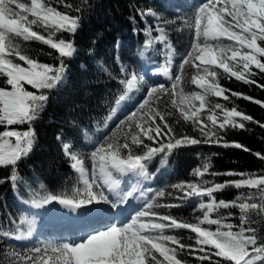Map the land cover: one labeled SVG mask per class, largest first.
<instances>
[{
  "label": "snow or ice",
  "instance_id": "6c2138e0",
  "mask_svg": "<svg viewBox=\"0 0 264 264\" xmlns=\"http://www.w3.org/2000/svg\"><path fill=\"white\" fill-rule=\"evenodd\" d=\"M53 2L68 9L73 7L66 3V0H30V4L23 0H0V77H5L4 83L9 86H0V126L5 127V130L0 132V166H15L22 157L28 155L35 139L32 122L39 118L40 111L49 100L48 94L43 90H51L67 78L68 66L63 58H72L77 52L74 37L79 28L80 17L58 11L52 6ZM75 11L79 13L81 9L76 8ZM138 14L142 18L149 15L157 17L155 30L161 34L159 40L165 41V29L157 14L151 10L139 11ZM29 16L32 19H29ZM164 23H169V21ZM34 25L42 26L47 32V36L33 31ZM184 25L194 29V34L191 47L180 63L179 70L182 72L185 65L196 68L197 74L193 77V83L203 89L205 94L211 93L224 100L229 99V96L225 95L228 90L223 89L217 83L216 78L219 73L209 66L221 68L229 77H235V79L249 84L255 83L250 77L257 75L251 70L252 66H255L260 73H264V61L259 59V57H264V46L258 43V41H264V0H203V3L195 7L191 18L184 20ZM152 30V25H148L146 32L150 35ZM62 31L69 33L73 39L56 40V34ZM15 38H22L25 41L35 39L49 45L58 51L61 57L59 64L39 63L24 53L19 44L14 42ZM221 38H226L234 43L224 46H221V43H210L211 41H220ZM147 43L149 42H146V46ZM117 47H119V41ZM229 52L230 55H228ZM140 55L143 56V52ZM13 56L23 61L26 67L14 62L11 58ZM163 71L165 76L169 75L167 67ZM121 72L125 79L120 82L125 85L127 91L120 95L116 101L117 105L126 99L128 92L133 91L135 86L142 82V77H138L135 72L130 73L123 65ZM207 77L212 78L211 82L207 81ZM169 79L172 78L169 76ZM180 80L181 76L177 75L171 88L163 84L149 86L142 102L117 125L120 130L128 129L123 132V143L114 142L112 136H108L90 150L91 179L83 159L75 154L72 145L57 136V140L61 141L65 156L72 161V168L80 172L84 188H77L71 197H58L49 194L43 196L38 202L34 201L37 207L53 200H58L61 204L73 208L93 202L111 203L113 207H116L126 203L129 198L139 199L142 197L144 205L131 219V222L97 231L90 235L85 240L86 242L32 245L24 252L14 253L17 264H49V261L51 264H165V262L167 264H186L185 261L177 259V249L187 250L190 254L203 253L196 257L201 261V264L205 260L210 264H221V260L227 261L228 264H259L264 261V244L258 243L254 229L243 226L246 223L245 211L258 207L260 210H264V204L258 206L256 203L216 201L213 196L214 192L228 186L240 188L246 185L264 192V175L248 174L245 176L244 173L228 172L224 175H240L242 179L226 181L224 184H211L210 181L205 180L200 184L180 182L173 185L175 189L183 193L176 197L178 200H187L193 196L200 198L198 207L194 211H201L203 215L196 218L198 223L195 224L179 221L171 215H162L153 210L154 206L157 208L181 206L179 204L154 205L155 197L164 196V191H156L150 198L148 193L153 191L151 188L140 190L132 186L126 193L116 190L119 180L114 177V171L119 173L135 172L137 175L147 177V168L142 161L149 160L166 149L171 152L173 148L181 145L202 143L219 145L223 140L219 132L227 131L228 127L244 128L245 125L242 121L252 119L235 107L229 110L220 103L209 107L205 116L201 113V110L206 107L205 95L200 93L190 94L192 99L200 101L198 106L193 104L188 109L179 108L177 101L171 97L176 94L175 90ZM25 85L37 91H29ZM258 86L264 87V85ZM163 95L169 96L172 105L179 108L186 121L190 120L199 129L203 139L189 136L175 138L174 129L166 119L170 113L161 112L154 107V104ZM180 95H184L182 91ZM231 95L240 97V94L235 92H232ZM243 99L252 98L244 96ZM255 102L260 103L259 101ZM236 117H240L241 120L238 121ZM157 119L160 123L156 122ZM25 123L29 124V129L23 132L8 127L13 124ZM260 127L264 128V124H260ZM12 138H15L14 142ZM144 138L158 146L152 147L145 144ZM133 145L137 147L143 145L147 151L143 155L135 154ZM223 146L228 147L229 145L224 142ZM231 146L245 152L249 151L246 146L239 143H234ZM256 155L260 159H264V154L257 153ZM208 168L209 165L206 164L203 169H196L194 174L202 176L208 172ZM97 170L104 178L103 182L96 175ZM211 175L219 174L213 172ZM15 179V167H13V175L0 179V183L8 180L15 181ZM209 184L211 186L205 187ZM114 185L116 188L113 187ZM15 187L16 185L13 183V188ZM105 187L117 199L110 200L109 195L105 192ZM137 192H139V197L136 196ZM205 195L209 198L207 202L203 200ZM229 207H238L241 210L239 231H233L234 225L225 223L224 217L211 218V214L219 208ZM145 217L148 219H142ZM20 223L23 224L24 220H21ZM205 223L216 225V230L202 228L201 225ZM172 228L190 229L192 233L196 234L195 244L199 247L194 248L192 245L182 244L176 236L166 234L165 230ZM0 237L15 240L27 238L26 234L19 229L16 232L0 230ZM169 243L177 247H169ZM8 247L15 248L14 245ZM156 253H159V257H162L163 260L157 257ZM213 257H219L221 260H213Z\"/></svg>",
  "mask_w": 264,
  "mask_h": 264
},
{
  "label": "trees",
  "instance_id": "16d2710c",
  "mask_svg": "<svg viewBox=\"0 0 264 264\" xmlns=\"http://www.w3.org/2000/svg\"><path fill=\"white\" fill-rule=\"evenodd\" d=\"M71 4V9L65 8L61 4L52 3V6L60 12H67L71 16H79V28L74 37L77 52L72 58H63L65 64L69 66L67 78L57 87L45 91L49 100L46 106L40 111L39 118L32 122L35 130L34 145L28 155L22 157L15 166H0V179L13 175L15 167V181L8 180L0 183V230L16 232L20 230L21 220L28 218L25 207L20 204V199L34 203L45 195H56L58 197L68 196L73 192L74 187L79 186L77 176L70 170L67 160L64 158L57 136L60 135L66 142L74 145V150L81 155H89L92 146L84 145L83 140H95L96 146L106 137L112 136L114 142L123 143V132L127 128L120 130L117 128L119 122L111 126L106 134H102L104 119L110 111L115 99L123 90L120 82L121 74L115 63L116 43L121 40L120 57L126 66L132 67L136 64L133 59L134 47L142 43L145 39L153 40L151 33L146 32L148 23L138 12L151 10L164 14V23L176 48L181 53L182 58L187 50L188 42L192 40L191 30L182 27L177 22L175 15L171 11H164V7L157 0H66ZM76 8H80L78 13ZM33 31L47 36L42 26L34 25ZM56 40H72L73 37L67 32L56 34ZM20 48L26 55L37 60L39 63L58 65L61 57L57 50L49 45L43 44L35 39L25 41L16 38ZM95 41V43H93ZM228 42L224 43L227 44ZM264 46V41H258ZM156 44L153 43V50L158 52ZM14 62L24 65L17 57H11ZM264 61V57H259ZM85 63V68H80V64ZM182 74L185 78L184 85L192 90L190 85L191 77L194 73L192 66L185 65ZM257 75L250 77L255 83H244L235 77H229L223 70H218L217 82L220 87L226 89L229 96L228 104L235 107L241 113L250 116L252 119L244 123V128L227 129L219 133L223 140L221 144H198L181 145L173 148L171 152L166 149L160 152V157L168 158L173 166L179 167L180 171L176 178L168 181L161 180L158 184L159 191H164V196H158L155 204H179L180 207H173L167 212L168 207H154V211L162 215H171L179 221L187 223H198L199 212L196 209L199 197L193 196L187 200H178V195H183L173 185L180 182H190L200 184L201 181H210L211 184H224L226 181H239L240 175H224V173H244L264 175V159H260L256 154H264V73H260L255 66L251 69ZM5 77H0V86H7ZM29 91L36 92L30 86L25 85ZM240 94V97L232 96L231 93ZM244 96L252 99H243ZM168 96L163 95L157 101L158 105L165 108L161 112L170 113L166 116L167 122L173 127L175 138L189 136L203 139L200 132L190 120L186 121L177 111V107L168 105L162 101ZM259 101L260 103H256ZM210 107V106H209ZM207 107L206 109L208 110ZM125 118V117H124ZM122 118V119H124ZM121 119V120H122ZM160 123L159 119L156 121ZM10 129L27 131L29 124H13ZM5 127L0 126V132ZM166 131V130H165ZM115 133V135H112ZM13 142L15 138H12ZM147 141L144 138V141ZM227 142L228 147L223 143ZM234 143L246 146L249 151L235 148ZM142 145L132 146L135 154L142 153ZM126 153V150H124ZM211 156V163L208 172L197 179L194 172L196 169H203L201 163L195 164L194 155L196 153ZM90 165V163H88ZM219 175H211V173ZM13 183L16 187L13 188ZM205 185V187L211 186ZM216 201H235L236 203H256L258 206L264 204V192L258 191L254 187L235 186L225 187L213 193ZM203 198L208 201L205 195ZM228 214L232 216L235 230L239 231L241 224V210L238 207L219 208L211 214L212 217ZM245 228L255 230L258 243L264 244V210L247 209ZM13 220L15 221L13 223ZM202 227V226H201ZM202 228H205L203 226ZM208 228H211L210 226ZM171 235L176 236L182 244H195L196 234L190 229H171ZM251 234V233H246ZM11 245L5 237H0V264H17L15 252H24L27 248H9ZM175 247H177L175 245ZM51 254V253H50ZM203 253H189L187 250L177 249V259L185 261L186 264H201L197 256ZM213 260H221L213 257ZM51 264V261H49ZM203 264H210L203 261ZM221 264H228L221 260ZM264 264V261L259 262Z\"/></svg>",
  "mask_w": 264,
  "mask_h": 264
},
{
  "label": "rangeland",
  "instance_id": "374dc122",
  "mask_svg": "<svg viewBox=\"0 0 264 264\" xmlns=\"http://www.w3.org/2000/svg\"><path fill=\"white\" fill-rule=\"evenodd\" d=\"M23 2H27V3H29L30 4V0H23ZM176 2L179 4V2L176 0ZM181 5V4H180ZM183 7H186V6H184L183 5ZM195 7V6H194ZM187 8H189V7H187ZM178 12L180 11V10H177ZM150 17H152V18H155V20H157V17H154V16H151V15H149ZM158 17H159V15H157ZM29 19H32V17L31 16H29ZM154 24V23H153ZM154 25H156V24H154ZM156 27V26H155ZM153 32L155 33V36L157 37V41L159 42L160 40H159V37H160V33L158 32V31H154L153 30ZM225 41H228V43L227 44H223V43H225ZM213 42H215V43H221V46H224V45H229V44H233L234 42H232V41H229V40H227L226 38H222V40L221 41H211V43H213ZM215 43H213V44H215ZM223 44V45H222ZM161 50H162V53H163V55L164 56H166V55H170V51H168V50H166V48L162 45V48H161ZM245 51H247L246 49H245ZM228 55H230V52L228 53ZM136 56H137V58L138 59H143V56H141L140 55V51H138V53H136ZM197 63H199V62H197ZM203 67V66H202ZM210 68H212L213 70H215V71H217L218 72V70L220 69V70H223V69H221V68H217V67H215V66H209ZM138 75V77H142V83H143V86L144 87H146V90H142V92H144V94H146V92L148 91V88H149V86H151V85H159V84H163V83H161L162 81H158V80H153V78H147V76H146V73L144 72V71H142L141 69H140V71H139V74H137ZM201 75H204L203 73H201ZM207 79V81L208 82H211V77H207L206 78ZM216 80H217V82L219 81V79H218V76H217V78H216ZM192 85H193V87L195 88V91L194 92H192V93H200V94H202V95H205V100H206V107H205V109H202L201 110V113L202 114H204L205 116L207 115V112H208V110L206 109L207 107H214V105L215 104H217V103H220V104H222V105H224V107L226 108V109H231V107L229 106V104H228V101L229 100H224L222 97H217V96H215L214 94H211V93H208V94H205L204 92H203V89H201V88H199V87H197V85H195L194 83H193V81H192ZM138 88H139V84H138ZM140 89V88H139ZM175 92H176V94L175 95H173V97L171 98V99H175L176 101H177V105H179V108H184V109H188V108H190L193 104L194 105H196V106H198L199 104H200V101L199 100H194V99H192L191 98V96H190V94H192V93H190V94H184L183 96H181L180 95V90H175ZM225 95H227L226 93H225ZM167 96V95H166ZM158 102H156L155 104H154V107L157 109V110H159V111H162L165 107L164 106H159L158 104H157ZM162 103H165V104H168V105H171L172 103L170 102V98H169V96L168 97H166L163 101H162ZM179 108L177 107V111H178V113L181 115V112H180V110H179ZM217 112H219V110H216ZM243 114V113H242ZM182 116V115H181ZM236 119L239 121V120H241V118L240 117H236ZM243 123H245V122H247V121H242ZM196 128V130L197 131H199V129L197 128V127H195ZM233 128H239V127H228L227 129H233ZM200 132V131H199ZM222 132H224V131H221V132H219V133H222ZM201 134V133H200ZM145 143V142H144ZM146 144V143H145ZM33 145V144H32ZM149 145V144H148ZM207 163H209V161L207 160ZM101 182H103L102 180H101ZM105 189H106V187H105ZM70 196H72V195H70ZM198 207V206H197ZM220 217H224L225 218V223H231V224H233L234 225V222H233V220H232V216L231 215H228V214H223V215H221ZM133 217H131L130 218V222H131V219H132ZM129 222V223H130ZM166 223V222H165ZM119 226H121V225H119ZM214 227V231L216 230V228H217V226L216 225H214L213 226ZM226 230V229H225ZM233 231H236L235 230V225H234V228L232 229ZM167 234V233H166ZM61 242H66V243H71L69 240H62V239H59V238H52V239H47V242L46 243H61ZM83 242V241H82ZM45 243V244H46ZM77 243H80V242H77ZM36 244V243H35ZM71 244H75V243H71ZM169 247H175V245L174 244H171V243H169V245H168ZM156 255H157V257H159V253H156ZM161 260H163V258L162 257H159ZM165 264H167V262H165Z\"/></svg>",
  "mask_w": 264,
  "mask_h": 264
},
{
  "label": "bare ground",
  "instance_id": "6f19581e",
  "mask_svg": "<svg viewBox=\"0 0 264 264\" xmlns=\"http://www.w3.org/2000/svg\"><path fill=\"white\" fill-rule=\"evenodd\" d=\"M96 205L97 204L93 203V204H90V205H81L79 208H73L71 206H66L64 204H61L59 201H56V202H52V203L42 204L41 206H39L37 208L38 209H41V210H53L54 213H55V216L58 215L59 214L58 212L62 211L63 209L64 210L67 209V210H70L72 212H76L77 214L84 213V214H91L93 216V214L98 215V214L101 213V209L99 207H97ZM56 213H58V214H56ZM83 223L85 224V221ZM107 228H109V226H106V225H104V226L103 225H98L96 227V229H94V231L96 233L97 231L105 230Z\"/></svg>",
  "mask_w": 264,
  "mask_h": 264
}]
</instances>
